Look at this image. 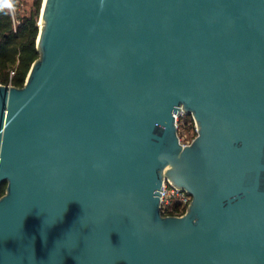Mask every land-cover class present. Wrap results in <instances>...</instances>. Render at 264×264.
Here are the masks:
<instances>
[{"label": "water", "instance_id": "1", "mask_svg": "<svg viewBox=\"0 0 264 264\" xmlns=\"http://www.w3.org/2000/svg\"><path fill=\"white\" fill-rule=\"evenodd\" d=\"M40 15L24 86L0 84V264H264V0Z\"/></svg>", "mask_w": 264, "mask_h": 264}, {"label": "trees", "instance_id": "2", "mask_svg": "<svg viewBox=\"0 0 264 264\" xmlns=\"http://www.w3.org/2000/svg\"><path fill=\"white\" fill-rule=\"evenodd\" d=\"M42 3L43 0H38L17 24L7 10L0 9V84L23 87L33 63L39 58L37 39ZM186 120L194 123L191 116ZM5 192L6 185H3L1 196Z\"/></svg>", "mask_w": 264, "mask_h": 264}, {"label": "built area", "instance_id": "3", "mask_svg": "<svg viewBox=\"0 0 264 264\" xmlns=\"http://www.w3.org/2000/svg\"><path fill=\"white\" fill-rule=\"evenodd\" d=\"M38 0H13V8H3L7 10L14 24L19 23L20 17L28 10V5H34ZM44 1V0H43ZM187 116L184 113L176 116L177 125L178 119ZM195 124V123H194ZM182 143V142H181ZM191 142L182 143L183 145H188ZM192 201V196L186 191L175 188L170 182L165 181L163 185V191H161V211L164 216H180L183 215L190 202Z\"/></svg>", "mask_w": 264, "mask_h": 264}, {"label": "rangeland", "instance_id": "4", "mask_svg": "<svg viewBox=\"0 0 264 264\" xmlns=\"http://www.w3.org/2000/svg\"><path fill=\"white\" fill-rule=\"evenodd\" d=\"M31 6H32L31 4L28 5L27 9L29 10V8ZM41 9H42V6H41ZM40 13H41V11H40ZM40 16H39L38 26L40 24V18H41ZM39 30H40V28H39ZM187 116H184V117H181L180 119H178V133H179V136H180L182 143L192 142V140L197 135V129H196L195 124L194 123L192 124V122L190 120H186Z\"/></svg>", "mask_w": 264, "mask_h": 264}, {"label": "clouds", "instance_id": "5", "mask_svg": "<svg viewBox=\"0 0 264 264\" xmlns=\"http://www.w3.org/2000/svg\"><path fill=\"white\" fill-rule=\"evenodd\" d=\"M13 8V0H0V9Z\"/></svg>", "mask_w": 264, "mask_h": 264}]
</instances>
